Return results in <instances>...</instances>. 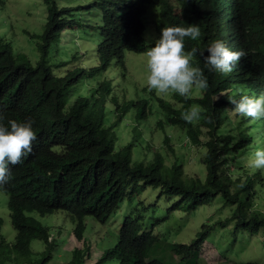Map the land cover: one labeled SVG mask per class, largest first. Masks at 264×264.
Wrapping results in <instances>:
<instances>
[{
  "label": "trees",
  "instance_id": "trees-1",
  "mask_svg": "<svg viewBox=\"0 0 264 264\" xmlns=\"http://www.w3.org/2000/svg\"><path fill=\"white\" fill-rule=\"evenodd\" d=\"M4 1L0 0V12ZM42 1L46 7L43 29L30 33L38 49L36 61L17 51L12 38L0 31V112L5 123L8 119L32 121L36 134L32 151L21 163L9 166L10 179L0 187L8 195L16 232L13 241L0 239V264H47L52 260L57 239L32 213L56 211H63L72 225L67 232L76 245L68 264H89L92 248H97L95 235L88 231V219L105 224L125 201L138 206L125 217L113 242L103 252L98 249L95 264H200L202 253L212 254L214 224L204 222L189 242L170 243L169 257L156 251L159 243L169 244L156 227L171 211L194 213L218 196L233 207L231 216L220 221L222 227L231 226L234 236L264 233V211L258 208L264 175L248 165L255 150L264 149V119L247 121L245 117L247 123H254L246 131L231 127L233 105L228 100L264 92V8L260 0ZM84 1L89 4L88 14L96 9L100 23L84 24ZM149 3L160 6L162 27H199L196 40L185 37L184 50L198 49L194 60L208 87L194 98L174 93L172 98L180 105L157 96L147 86L143 95L137 88L135 92L126 90L122 97L117 92L113 97L116 113L109 118L107 103L114 91L111 75L127 76L126 53H144L153 44L145 38L148 27L143 19L144 6ZM84 25L96 28L95 62L88 65L89 55L72 54L71 68L62 75L66 64L57 63L54 52L65 33L73 34ZM216 39L230 50L245 52L229 73L208 71L199 55ZM86 86L90 89L87 94L82 91ZM153 102L158 105L155 112ZM194 104L200 109V118L185 122L181 112ZM132 109L136 126L144 124L150 112L158 116L157 131L165 132L168 125L181 126L189 142L204 149L201 175H187L182 163L166 161L163 150H174L168 133L154 148L135 126L131 140L123 144L118 126L131 123L125 117ZM146 190L150 191L147 200L143 198ZM3 221L0 216V230ZM34 241L42 242L41 252L33 251Z\"/></svg>",
  "mask_w": 264,
  "mask_h": 264
},
{
  "label": "rangeland",
  "instance_id": "rangeland-1",
  "mask_svg": "<svg viewBox=\"0 0 264 264\" xmlns=\"http://www.w3.org/2000/svg\"><path fill=\"white\" fill-rule=\"evenodd\" d=\"M42 0H5L3 9L0 12V24L4 22L7 23L6 26H1L0 31L6 33L9 37L12 38V42L17 51H22L27 53L30 58L36 61L38 57V49L35 45L36 42L31 41V34L38 33L43 29L46 7ZM84 9L81 18L84 24L96 25L97 22L100 23V18L95 8H93L92 14H88L90 10L89 4L87 1H84ZM148 9L146 11L145 17L143 16L144 21L148 25V28L145 31V38L148 43H152L154 39L159 36L160 28L158 24V17L160 12V6L157 3L146 4ZM45 7V8H44ZM87 7V8H85ZM157 19V20H156ZM87 25H84L82 29H77L75 33L67 32L66 38L62 40L57 46L54 54L57 59L56 62L60 63L63 61L66 66L61 69L63 71L62 75H65L67 70L71 68V57L72 54H77L80 58L84 55H89V60L86 62L88 65H93L95 62L94 58V47L96 43L93 42L94 35H96V28H89ZM9 27V30H7ZM92 38V39H91ZM91 39V41H90ZM81 48V49H80ZM81 51H80V50ZM83 49V50H82ZM145 53H135L127 52L126 53V65L128 67L127 76L124 75H115L112 74L113 81V95L109 102L107 103V116L113 118L116 113L115 103L113 97L118 92L120 97L126 92V90L135 92L137 88L141 95H143V88L146 86V57ZM59 58V59H58ZM83 58V60H84ZM190 64L195 66L194 56L190 60ZM73 65V64H72ZM59 71V68L58 70ZM87 87V86H86ZM86 94L90 91L87 87L85 90H82ZM201 89L193 87L190 90L188 96L190 97H199L202 92ZM224 93V92H223ZM174 92H168L167 94L157 95L172 102H175L176 105L180 103L173 100L172 95ZM172 98V99H171ZM157 100L155 101V103ZM154 103V102H153ZM154 103V104H155ZM192 106H197L196 104ZM158 105L155 104L153 111H157ZM198 107V106H197ZM199 108V107H198ZM125 118L130 119L131 123H125L118 126V133L122 140V143H127L131 140L133 127L137 123L132 120L136 117L134 114L135 110H130ZM234 112H231L229 116L232 122L230 125L234 127L238 126L239 129L246 131L247 129H252L253 122L247 123L250 118L237 116ZM144 124H138V132L140 135L144 134L149 139L148 142L154 146V148L161 145L163 135L168 133L171 137V144L174 147L173 151L167 149L163 150L166 156V161L172 163L178 161L184 165V170L187 175H201L202 167L200 160L204 154V149L198 148L192 145L188 138L186 137V132L180 129L179 125L167 126L165 132L157 131V121L158 116L156 113L152 114L151 112L147 115V118L144 120ZM254 121V120H251ZM145 127V128H143ZM150 127L152 132L147 129ZM250 127V128H247ZM143 131V132H142ZM144 131H149L145 133ZM262 133V130L260 131ZM138 134V135H139ZM142 155V152H140ZM140 155V154H139ZM150 192L146 190L143 198H147V194ZM140 197H138L139 199ZM137 199V200H138ZM164 199H161L162 201ZM8 195L0 190V216L3 218L4 224L0 230V239L5 237L6 241H13L15 237V229L11 224L10 211L8 209ZM259 204V202H258ZM137 204H131L127 201L123 203L121 208L111 216L109 221L105 224H98L94 222L91 218L88 219V231H91L95 235L93 239L94 245L97 248L93 251V257L89 261V264H95L97 259L100 256V251L103 252V248L107 246V243L113 242L115 238V233L119 232V229L127 215H129L134 209L137 208ZM258 208H261L264 211V194L260 200ZM163 210L165 208H162ZM233 207L226 205L220 196L216 197L211 203L201 206L198 210L193 211L194 213L182 214L179 210H173L170 212L169 216L164 220L163 223L159 224L156 227L158 232H162L169 242H162L156 248L158 255L161 256L162 253H165L164 256H170V243L175 242H189L196 235L197 231L200 229L204 222H211L214 224L215 228L211 231V253L208 257L205 253H202L200 256V264H216L218 261L219 264H239L241 262H252L255 264H264V233L259 232L256 234H247V233H238L233 235L231 232L232 227H222L220 221L231 216ZM65 213L63 211H56L54 213L41 215L38 212H33L32 215L39 219L44 225H47L51 228L53 235L57 239L58 248L54 253L53 259L50 260L47 264H68L71 254L73 253L75 242H72L68 235L67 230H70L72 225L65 218ZM62 231L60 234L59 232ZM2 233V235H1ZM66 240H69L68 242ZM42 242L34 241L31 243V247L34 252L42 251ZM82 244V242H81ZM165 251V252H164ZM216 251V254L213 253ZM35 258L36 255H34ZM218 259V260H217ZM175 260V258H174ZM108 264H119L116 262H110Z\"/></svg>",
  "mask_w": 264,
  "mask_h": 264
},
{
  "label": "clouds",
  "instance_id": "clouds-1",
  "mask_svg": "<svg viewBox=\"0 0 264 264\" xmlns=\"http://www.w3.org/2000/svg\"><path fill=\"white\" fill-rule=\"evenodd\" d=\"M260 2L264 8V0ZM173 4L176 5V2L173 1ZM147 9L148 6H144V17ZM159 28V36L145 53V83L148 90H154L156 95L171 91L187 97L193 87L206 89L207 78L201 68L197 67L196 63L195 66L190 64L198 49L193 47L189 51L184 50L185 37L196 40L200 36L199 27L196 24H189L187 27L178 25L162 27L159 24ZM205 50L207 55L204 54ZM199 55L203 58L204 68L208 71L229 73L241 57L245 56V52L230 50L222 40L216 39L199 51ZM228 100L233 105L231 111L235 114L253 120L264 119V92L256 97L241 95L238 100L231 97ZM199 118L200 109L197 106H190L181 112V119L185 122L191 123ZM4 121V114L0 112V187L7 184L10 179L9 166L21 163L22 157L28 156L32 151V142L36 139L32 121L17 122L13 119H8L7 123ZM248 165L261 170V174L264 175V149L255 150L248 160Z\"/></svg>",
  "mask_w": 264,
  "mask_h": 264
}]
</instances>
